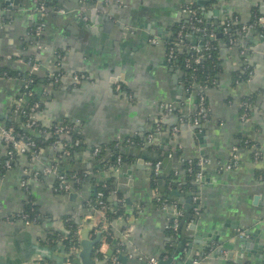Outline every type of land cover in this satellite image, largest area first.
Wrapping results in <instances>:
<instances>
[{"label":"crops","instance_id":"1","mask_svg":"<svg viewBox=\"0 0 264 264\" xmlns=\"http://www.w3.org/2000/svg\"><path fill=\"white\" fill-rule=\"evenodd\" d=\"M190 2H196L214 24L234 16L246 24L255 6L264 14L263 0H92L90 5L87 0H0V59L5 66L25 72L30 67L13 58L31 56L38 63L37 74L63 72L56 84L37 87L43 108L34 116L44 126L65 120L74 123L88 148L145 138L160 123L162 129L156 138L159 154L172 153L167 166L174 176L179 174V162L209 160L204 182L198 186L201 212L189 220L185 231L187 238L200 237L207 243L196 245L190 253L186 246L181 254L173 255L171 264H192L197 256L205 264H263L264 181L258 178V172L264 171V33L249 31L237 46L221 49L218 84L203 90L208 118L202 122V130L196 131L191 124L180 123L177 113L165 109L172 106L185 117L198 106L199 92L186 94L184 73L168 63L163 42L170 28L184 18L182 8ZM39 3L50 8L46 18ZM42 22L46 25L41 40L45 49L38 52L34 44L27 43L28 34ZM84 26L89 28L85 30ZM152 38L160 43L151 44ZM59 49L64 55L58 67ZM249 67V80L233 85V74ZM76 75L85 79L76 83ZM24 85L19 78L0 79L1 126L13 118L12 107ZM250 95L255 96V107L249 120H242V101ZM173 126L179 127L176 136L170 134ZM244 140L252 143L251 148L241 146ZM234 147L239 149L238 167L221 171L220 167L229 163ZM137 149L148 153L140 158ZM4 150L0 139V158ZM255 151L258 160L254 159ZM127 153L129 162L118 172L107 162L106 166L92 158L89 152L75 163L65 162L64 167L74 174L85 171L96 183L112 186L105 202L107 208L117 210L122 205L129 215L128 220L112 222V242L100 231L99 210L85 206L95 195L90 182H85L80 191L61 194L55 191L57 180L51 175L42 180L28 178L24 189L21 182L26 168L40 171L54 160L55 152L49 147L31 164L23 158L0 180V264H38L39 260L58 264L55 259H42L35 253L37 247L55 248L53 257L67 264L63 247L46 244L49 233L62 228L60 218L66 215L81 219L80 242L82 235L93 241L101 234L98 245L105 259H113L123 246L122 264H148L151 258L167 261L173 245L167 229L174 212L154 202L156 191L150 186V176L155 162L150 158L156 152L134 145ZM179 176L180 182L184 181L183 175ZM168 180L166 188L171 190L173 181ZM29 195L48 215V224L7 222L9 216L22 210ZM124 230L129 237H122ZM240 232L249 238L248 245L239 243ZM110 250L113 253L108 256ZM93 259L99 261L96 256ZM79 262L82 264L80 258Z\"/></svg>","mask_w":264,"mask_h":264},{"label":"trees","instance_id":"2","mask_svg":"<svg viewBox=\"0 0 264 264\" xmlns=\"http://www.w3.org/2000/svg\"><path fill=\"white\" fill-rule=\"evenodd\" d=\"M87 2H88L87 5H90L92 3V0H87ZM193 6L197 13V16L203 19L204 23L202 26L207 28L210 32L214 33L215 37L214 39H208V38H203L199 34L193 33L190 35L189 38H186V43L188 45H198L201 49L200 52L194 54L192 51L187 50V48H184L182 50L179 49L176 52V58L174 59V62L171 65L183 71L184 86L185 88L189 89L190 94H192L194 91V89H192L194 84L202 86L204 89L213 88L217 86L219 75L221 73V67H220L221 49L231 47L228 37L222 34L223 22L222 23L218 22V24H214V22L207 20L205 18L204 14L200 11L198 4L196 2L194 3ZM236 18H238V22L240 23H237L236 25L232 24L230 26V34L231 36H233L234 40L237 41V43H239L240 40L244 37V35L248 33L249 31H252V30L258 31L260 34L264 33V27L263 25L259 23V19L264 18V14L261 13L258 6L253 7L250 21L246 23L247 25L251 26V28L247 32H241L243 23L241 22L239 17H236ZM185 25L188 27L187 20L182 19L179 23H176L174 26L170 28V30L167 33V36L164 37L163 39V42L167 50L170 47L168 43L176 42L177 33L179 32V30H181L182 26H185ZM29 41L30 40H28L27 42L28 44L30 43ZM207 41H209L210 46H211L209 50H205V43ZM27 43L24 45V48H26V46L28 45ZM198 54H201L203 56L202 62L200 64H193L190 68H187L186 59H189V58L192 59L194 58L193 56H196ZM57 55L59 56V59L57 58V63L60 64V61L62 60V56L64 55V52L59 49L57 51ZM13 60H17V61L22 60L27 64V66H28L29 61H32V63L37 62L36 59L31 56L30 57L22 56V57H17V58L14 57ZM59 73L63 77L62 71L55 73L54 74L55 77L59 76L60 75ZM251 74H252L251 67L243 68L241 70L236 71L233 74V77H234L233 85L239 82H247ZM78 76L82 79H85L84 76L82 75H78ZM1 78H6V79L19 78V79H22L24 83L26 82L28 83V88L27 87L25 88V85H24V87L21 90L20 95L17 97V98H22L23 103L21 104L20 107H17L16 105L12 107V112H15V113H13L12 119L10 118L6 121V126L13 127L17 134H19L20 136H24L25 138H28L31 141H34L37 145V148H29L27 150L26 155H24L23 157L16 156L15 158H13L14 159L13 169L20 163V161L23 158L28 162V164L33 163L35 152H39V150H46L49 147H51V145L54 144L55 142H61L63 145L66 146V148L69 151L68 160L66 162L70 164L75 163L77 160H79L80 156L85 152H89L91 155L94 148H88L84 142V138L82 134L80 132H77L76 130H73L72 132L68 134H56L54 132V127L57 124H53L51 126H44L39 123L37 126L33 128H27L25 126L26 121H27V115L30 114L31 108L33 107V105L36 103L40 104L36 112L40 111L43 108V103L40 102L39 95L36 92L37 87L39 85L54 84L55 80H54V77H52V75L47 73L44 76H41L40 74H37V73H31V71H28V70L25 72L17 71V70L11 69L9 66H5L4 62L0 59V79ZM190 94H188V96ZM254 100H255V96H252V95L243 99L242 102L247 103L250 106L246 108V110L241 109V114L245 112L248 117L250 116V113L254 110V107H255ZM173 111L174 113H177L179 115V118L183 117L182 111H179L178 109H173ZM180 123L179 125H181ZM61 125H66L70 128L76 127L74 123L68 120L61 122ZM161 129H162V126H161ZM134 141H135L136 147H143L142 145H143V142L145 141V138H137V139H134ZM77 142H79L78 145H76ZM116 143L117 142H113L112 144H109L108 146L107 145L102 146L101 153L95 159L103 162V164L107 162V165L109 168H112L115 165V162L119 155L121 156L124 163L129 162V159H128L129 157L127 153V151L129 150V147H126L120 150L115 147ZM241 146L244 148H247V147L251 148L252 143L247 142V141L245 142L244 140ZM148 148L156 153H160V149H161L160 147L159 148L148 147ZM107 149H109L108 152L106 151ZM176 152L177 153L174 155L175 160H177L179 156V152L178 151ZM4 160L5 158L3 157L0 158V170L3 173H5L4 169L2 168ZM195 162L196 160H194L193 165L192 164L190 165L188 162H182V163L179 162V164L177 163L178 167L176 170L178 171L180 175H183L184 177V181H182L183 183L180 182L179 180V177H180L179 174L177 176H174V174L172 173L170 178H168L169 180L172 179L174 183L173 187H175L176 189H178L177 185L180 183V188L178 190L181 192V194L184 196L185 199L192 198L193 195H197V193L199 192L198 186H195L192 182L193 179L196 177V174L199 171V168L196 166ZM52 163L59 165V168L61 170V175L65 177L66 180L71 179L74 173L64 170L65 161L63 162V161L58 160L54 162L53 160ZM76 174L80 182L77 185H75L74 191H80L82 189L83 184L87 181L90 182L94 186V189H95V195L92 196L90 200L85 203L86 207L88 208L99 207L98 206V201H99L98 193L99 192H102L104 194V201L106 202V198L108 197L110 191L112 190V186L110 185V183L98 184L91 177L86 179L85 171H77ZM258 174H259L258 178L264 181V171L261 170L258 172ZM204 177H205V174H204ZM203 182H204V179L202 180V183ZM57 184H58V181L56 182L54 188H57ZM150 186L151 188H153V190L161 194V200L166 199L167 201L172 202L171 200L166 198L164 194H162L159 191L158 178L152 175V173L150 176ZM57 193L65 194L67 192H57ZM154 202L156 206H158L159 208L161 207L160 202H157L156 199L154 200ZM194 207L195 205H193L190 210V214L192 216H194L193 215ZM178 208L184 211V216L179 218V223L181 225L183 220L186 218V214L188 213V210H185L181 206H179ZM125 212L126 210L123 208L122 205H119L117 210H112L109 207L105 210L104 218H103L104 220H102V226H100V231L103 232V235L106 236L108 241L112 242L114 238V233H113L112 226H111L112 222L118 219L128 220L129 215L126 214ZM200 212H201V209H200ZM13 215L16 218L13 221L21 219L22 221H25V222L28 221L32 224H36L40 226L44 224H48V215L42 213L38 204L36 203L35 198L32 195H29L27 201L24 202L23 208L20 211V214H13ZM136 215H137V210L134 209L133 216L135 217ZM22 216H25V217L22 218ZM172 220H170L169 224L172 223ZM60 223L62 224V228L54 230L51 233H49V236H48L49 242L48 243L45 242V243L48 244L49 246L63 247L64 252L66 254L67 263L80 264L79 255L81 251V244H80V241L78 240V233L80 229L82 228V221L80 218H77L76 216L66 215L60 218ZM167 236L173 239L171 242L174 243L175 241H177L179 237L178 231L167 229ZM99 250H100V245H97L93 256H96L99 259V261H101V260H104L105 258H104V255ZM124 253H125V249L122 246L120 247V251L116 252L115 257L113 259L108 260L107 264H113V262H116V264H122L121 255ZM38 264H54V263L50 261L39 260Z\"/></svg>","mask_w":264,"mask_h":264},{"label":"built area","instance_id":"3","mask_svg":"<svg viewBox=\"0 0 264 264\" xmlns=\"http://www.w3.org/2000/svg\"><path fill=\"white\" fill-rule=\"evenodd\" d=\"M194 2H190L188 4H186L185 6H183L182 8V14H183V19L187 20L188 23V27L182 26L181 30H179V32L176 35V42L172 43L169 42L168 44L170 45V47L167 50V61L169 64H172L174 62V59L176 58V52L179 49H184L187 48V50L192 51L194 54L195 53H199L200 52V47L198 45H188L186 43V38H189L191 34L196 33L199 34L200 36H202L203 38H208V39H214L215 34L210 32L207 28L203 27V19L199 18L197 16V13L194 9ZM121 6V4H120ZM39 10L42 13V15L46 18L49 14H50V8H48L44 3H39ZM60 13H65L64 11H59ZM240 23L238 22V18H234V17H225L224 21H223V28H222V34L228 37L229 43L231 44V47L237 46L238 43L237 41L234 40L233 36H231L230 34V26L232 24H237ZM259 23L261 25L264 26V18H260L259 19ZM46 25L44 22H42L41 24H39L37 27H35L34 31H31L28 34V40H30L31 44H34L36 46V48L38 49V52L42 51L43 49H45V47L42 45L41 40H42V36L44 34ZM251 28V26L247 25V24H242V28H241V32H247L249 29ZM33 32V33H32ZM150 43L153 45H158L160 43L159 39L157 38H152L150 40ZM230 47V48H231ZM211 48L209 41H207L205 43V50H209ZM56 57L59 59V56L57 55V51H56ZM194 58H189L186 59V67L190 68L193 64H200L202 62L203 56L201 54H198L196 56H193ZM37 61V60H36ZM28 66L30 67V71L31 73H36L38 71V63L34 62L32 63V61H29ZM59 67V64H58ZM60 72V71H59ZM55 73L57 72H53L50 73V75H52V77H54V80L57 82L62 76L61 74L59 76L55 77ZM75 82L79 83L81 80H83L82 78H80L79 76H75L74 77ZM28 88V83H25V88ZM186 89V94H190L189 93V89ZM192 89H194V91L200 92L199 93V97H198V106H197V110L194 113H190L187 114L185 117L180 118L181 122H187L189 124H191L192 126H197L199 124H201L202 122L206 121L208 118V111H207V104H206V100H205V96L203 94V90H205L202 86L196 85L194 84ZM193 91V92H194ZM23 103V99L22 98H17L16 99V106L20 107L21 104ZM40 104L36 103L33 105V107L31 108V112L29 115H27V121L25 126L27 128H33L35 126H37L39 124V122L35 119V113L36 110L39 108ZM250 105L247 103H242V107L243 110H246V108H248ZM166 111L168 113L173 112V107L172 106H168L165 108ZM26 116V115H25ZM242 120H249V117L247 116V114L244 112L241 116ZM73 130H76L74 127L70 128L66 125H61V123H58L55 127H54V132L56 134H68L70 132H72ZM161 131V125L160 123L156 124V126L154 127V130L150 133H148L145 137V141L143 142V147H156L159 148L160 145L156 140V135H158ZM179 133V127L178 126H173L170 130V134L171 136H176ZM0 139L2 140L3 144H4V152H3V158H5L2 168L4 169V172H1L0 170V180L2 178H4V176L13 170V158H15L16 156L18 157H23L24 155H26L27 150L29 148H37V145L34 141H31L28 138H25L24 136H20L19 134H17L15 132V129L13 127H7V126H1L0 125ZM79 142L76 143V145H78ZM135 142L134 140L128 139L125 140L123 142H117L115 144V147L118 149H123L126 147H130V146H134ZM51 147L54 149L55 152V158H54V162L56 161H67L68 160V154L69 151L66 148L65 145H63L61 142H55L54 144L51 145ZM44 150H39V152H35L34 154V160L40 158L42 152ZM102 149L101 147H95L94 150L91 153V157L92 158H97L99 156V154L101 153ZM107 152L109 151V149L106 150ZM238 151L239 149L237 147L233 148V153H232V157L229 161V163L225 166H221L220 170L221 171H231L233 169H236L238 167ZM169 157H172V153H168ZM253 156L255 160L259 159V153L258 152H253ZM33 160V161H34ZM53 162V161H52ZM49 163L47 165H45L40 171H31L29 169L26 168L25 170V177L21 182V187L26 189L28 187L27 183H28V178H32L35 180H42L43 178L47 177V176H55L56 180L58 181L57 184V188H55L56 192H70L71 190L74 189L75 185H77L80 180L77 176V174H73V176L71 177L70 180H66L65 177H63L61 175V170L59 168V165H56L54 163ZM188 163L191 165H193L194 160L193 161H188ZM196 166L199 168L198 173L196 174V177L193 179V184L195 186H201L202 184V180L204 179V169L205 167L209 164V160L205 159V158H201L199 160H196ZM124 164L121 156L119 155L117 157V160L115 162V165L112 167L116 172H118L121 168V166ZM152 175H154L155 177H159V175L161 174V163H157L155 162L152 166V171H151ZM178 172L176 171V174ZM175 174V175H176ZM90 176L86 173L85 178L88 179ZM170 183L173 185V183L170 181ZM178 189L180 188V184L177 185ZM155 199L157 200V202H160V206L162 209H172L174 212V218L172 220V223L168 225V229H172L173 231H179L180 229V223H179V218L184 216V211H182L181 209H179L178 207L180 205H178L177 202L172 201L169 202L166 199L165 200H161V194H159L156 191V195H155ZM192 203L193 205H195V207L193 208V215L196 217L200 214V206L198 205V201H199V197L197 195H193L192 196ZM98 206L99 207H95L96 210H99V212L102 215V220H104V212L107 209V205L104 201V194L102 192L98 193ZM16 214H20V212L16 213ZM21 216V215H20ZM25 216H22V218H24ZM15 216L11 215L9 216L6 221L7 222H13V220H15ZM21 220V219H20ZM25 222V221H24ZM26 225H31L32 223L26 221L25 222ZM123 238H127L129 237V233L127 231H123L122 234ZM239 237H245V233L244 232H240ZM78 240L80 241V234L78 233ZM123 244V243H122ZM124 245V244H123ZM132 257V256H131ZM38 263V262H37ZM70 264V263H67ZM113 264H116V262H113ZM148 264H160V261L158 259L155 258H151L148 260ZM192 264H205V262L203 261V259L200 256H197L193 259Z\"/></svg>","mask_w":264,"mask_h":264},{"label":"water","instance_id":"4","mask_svg":"<svg viewBox=\"0 0 264 264\" xmlns=\"http://www.w3.org/2000/svg\"><path fill=\"white\" fill-rule=\"evenodd\" d=\"M8 4H10V1L8 2ZM86 6L82 5V8H85ZM85 30H87L89 27L88 26H84ZM194 130L198 131V130H202V128L204 127L201 124L197 125V126H193ZM139 153V157L140 158H144L145 154H147V150L142 151L137 149ZM169 154L166 153L164 155H160L159 153H154L151 156V160L154 162H159L161 163V174L158 177V183H159V191L164 194V196L166 198H168L169 200L175 201L178 203V205L182 206L185 210H188V213L186 214V218L183 220V222L180 225V229L178 231V239L177 241H175L172 245V251L169 253V259L165 262H160V264H171L172 262V257L175 254H181L183 252V250L185 249V247L187 246L189 253L191 252V250L196 246V245H205L204 243H207V239L204 238H200V237H195V238H187L185 235V231L186 228L188 226V222L191 219H196V217L192 216L190 214V210L193 206L192 203V199H188L186 200L184 198V196L181 194V192L176 189L175 187H173L171 190H168L166 188V181L168 178H170L171 174H172V170L171 168L167 166L168 162L172 161V158L168 156ZM101 234L98 235L97 239L93 240V241H89L85 235H82V240L80 242L81 244V252H80V259L82 264H107L108 259H104L101 261H95L93 259V254L94 251L96 249V246L98 245V243L101 242ZM250 242L249 238L247 236L245 237H240V241L239 243L241 244V246H246L248 245ZM263 250L262 247L259 248V252H261ZM55 251V248H45V247H37L35 253L39 254L40 257H42V259H46V260H52L55 259L58 261V264H64V259L61 258H56L53 257V252ZM113 253L112 250H110V252H108V256H110Z\"/></svg>","mask_w":264,"mask_h":264}]
</instances>
